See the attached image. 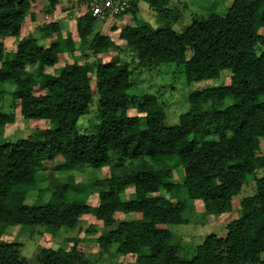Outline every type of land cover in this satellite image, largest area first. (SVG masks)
<instances>
[{
  "label": "trees",
  "instance_id": "16d2710c",
  "mask_svg": "<svg viewBox=\"0 0 264 264\" xmlns=\"http://www.w3.org/2000/svg\"><path fill=\"white\" fill-rule=\"evenodd\" d=\"M143 1L163 15L170 0ZM29 7V0H0V37L16 42L14 50L6 51L0 39V93L4 82H12L21 116L52 124L0 143V234L13 225H41L51 233L74 229L82 215L91 214L106 229L95 240L106 250L115 246L122 255H136V264H264V176H256L264 168V34L259 31L264 27V0H232L223 14L195 19L179 32L169 23L120 29L119 38L140 65L175 62L187 82L229 70L227 84L190 92L188 109L174 125L165 123L162 104L149 92L137 102L138 114H129L132 77L125 61L98 62L94 69L74 62L57 74L45 72V66L72 48L68 39V47L64 45L55 24L44 28L58 35L46 47L32 34L19 39ZM131 7H136L135 0ZM99 17L104 16L85 8L77 22L82 40ZM89 45L107 51L113 41L95 32ZM95 98L96 115L82 131L78 121L90 112ZM12 120V113L0 110V126ZM112 154L120 162L130 160L131 171L88 183H75L69 176L52 187L46 202L25 204L28 192L41 181L39 167L45 159L60 157L58 166L65 170L93 169L108 165ZM176 168L182 181L173 183ZM251 176L252 190L239 200V216L223 235L206 234L190 251L176 243L172 227L190 222L192 210L178 199L181 187L204 214L224 213ZM129 184L135 198L122 199L120 192ZM94 186L99 190L92 206L87 198ZM161 189L167 195L155 194ZM75 190L85 194L68 199L67 193ZM120 212L138 216L117 220ZM21 249L16 241H0V264H94L77 244L68 249L40 247L31 258Z\"/></svg>",
  "mask_w": 264,
  "mask_h": 264
},
{
  "label": "rangeland",
  "instance_id": "374dc122",
  "mask_svg": "<svg viewBox=\"0 0 264 264\" xmlns=\"http://www.w3.org/2000/svg\"><path fill=\"white\" fill-rule=\"evenodd\" d=\"M30 7L25 15L21 27L20 38L29 34L37 38V43L42 46H48L58 35L64 39V45L70 44V50L64 51L59 55V61L52 66H45V72L57 74L60 69L67 67L74 62L88 65L94 69L98 62L109 60L125 61L131 72L132 86L128 90L129 114H138L137 102L144 93H153L162 104L165 123L174 125L178 122L180 114L188 109L187 96L190 92L211 86H219L228 83V69L221 71L216 78L200 79L187 82L183 72L175 62L161 63L158 66L146 67L140 65L135 54L128 48L124 40L119 38V31L126 25H136L147 23L153 27L169 23L175 31H183L193 20L208 16L212 13L223 14L232 0H170L168 10L160 15L153 10L145 1L135 0L136 7L127 10L119 15H103L99 17L91 32L85 40H82L77 34L78 18L84 13L82 0H29ZM55 24L57 31L46 33L45 27ZM264 34V27L259 30ZM95 32L108 35L113 41L107 51H94L89 43ZM5 43V50H14L16 42L12 38L2 39ZM67 41V42H66ZM68 47V46H67ZM30 71L31 66L27 67ZM34 71V70H33ZM3 90L0 93V110L5 113H12L13 120L0 126V143L4 141H14L20 137L31 135L35 129L51 127L48 120L44 119H25L20 114V105L14 96V84L6 81L2 84ZM37 92V90H36ZM95 97V96H94ZM95 101L89 106L90 112L86 116L80 117L78 124L83 125L82 131L87 129L88 120L95 117ZM85 117V118H84ZM139 119L144 121V115L139 114ZM260 143V152L264 151V138ZM135 162V161H134ZM174 163V161L172 160ZM62 163L60 157L54 160L45 159L39 167V178L37 188L31 190L26 195L25 204H42L46 202L52 192V187L66 182L67 177L72 176L75 183H88L96 179H106L108 177L122 174L124 171H131L130 160L120 162L116 155H111L108 165L91 168L85 166L82 169H62L58 166ZM44 176V177H42ZM256 176H264V168L257 170ZM253 176L248 178L237 199L233 202L230 211L217 214H204L200 208L199 202L189 200L184 187L178 191V199L188 202L191 206L190 222L173 225L174 240L180 246L194 247L201 243L204 235L215 233L223 235L226 225L236 219L240 213L239 200L248 195L252 188ZM171 181L178 183L182 181V174L179 168H176L172 174ZM88 195L87 202L90 205H96L98 186H94ZM41 190V192H39ZM174 192V190H172ZM85 194L84 190L67 193V198L81 197ZM161 196L167 195L164 189L157 193ZM122 199H134L135 193L132 184L126 185L120 192ZM66 198V199H67ZM64 199V200H66ZM190 209V207H189ZM185 216L189 215L185 210ZM137 213H116L117 220H130L136 218ZM189 217V216H188ZM106 229L102 223L91 214H84L80 222L74 229L61 227L55 233L47 231L45 226H6L0 234V241H16L21 245V252L27 257H33L40 247L66 248L74 244L83 253L84 258L94 264H136V255H122L115 251V246L107 250L95 240L96 237L103 234ZM76 242V243H75Z\"/></svg>",
  "mask_w": 264,
  "mask_h": 264
},
{
  "label": "built area",
  "instance_id": "2783aa9c",
  "mask_svg": "<svg viewBox=\"0 0 264 264\" xmlns=\"http://www.w3.org/2000/svg\"><path fill=\"white\" fill-rule=\"evenodd\" d=\"M134 0H82L84 8L94 16L119 15L126 12Z\"/></svg>",
  "mask_w": 264,
  "mask_h": 264
}]
</instances>
